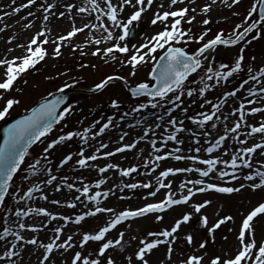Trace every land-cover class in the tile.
<instances>
[{
  "label": "snow or ice",
  "instance_id": "1",
  "mask_svg": "<svg viewBox=\"0 0 264 264\" xmlns=\"http://www.w3.org/2000/svg\"><path fill=\"white\" fill-rule=\"evenodd\" d=\"M8 8L10 11L0 9V34L13 29L4 38V50L0 52V121L6 122L22 102L14 95L24 91L18 83L22 80L26 85L28 80L24 77L39 72L38 65L49 59L62 58L65 48L71 54L79 52L81 57L97 58L105 65L119 63L127 68L126 74H105L88 91L102 93L114 82H122L135 103L121 111L124 102L119 97L112 98V115L93 120L83 130H61L62 134L49 141L48 134L54 126L75 112L73 104L59 110L68 99L65 90L74 89L83 81V77L64 71L48 79L64 76L68 80L4 129L0 143V206L6 207V197H10L15 207L7 209L4 224L0 225V264H32L25 259L27 256H35L36 264H264V59L256 64L255 55H246V49L264 41V0H21L19 4L11 0ZM146 15L155 30L132 43V30L144 22ZM198 16L201 18L197 19ZM11 17H18L14 25L6 19ZM230 17L238 21L233 22L230 31L221 28L213 32L210 25ZM64 21L68 23L67 30L57 32ZM200 25L202 29L194 32V26ZM81 34L84 40L76 42ZM192 43L196 47L187 50ZM222 46L235 47L236 54L231 62L217 66L216 57ZM146 66L150 68L146 78L130 86V78L137 77ZM78 67L99 70L95 62H81ZM193 74H197L198 80ZM238 74L246 77L238 86L218 93L215 102L207 98V93ZM197 104L200 110L189 114ZM147 110L150 114L144 115ZM257 114H261L259 121L250 122L249 117ZM137 116L135 124L127 127H139L141 131L134 140L125 142L130 131L124 130L120 122ZM111 130L118 131L117 146L104 151L111 141L98 138ZM74 138L81 147L74 154L68 152L58 157L56 168L63 169L74 162L79 169L98 173L94 183H86L82 176L70 179L66 173L59 177L52 174L49 156ZM38 142L45 145L40 157L22 169L29 149ZM141 142H147L151 149L142 160L144 171L139 164L123 167L115 162L103 166L95 163L132 151ZM169 142L173 145L170 150ZM140 156L143 149L137 158ZM168 159L183 165L157 172L161 162ZM109 170L121 179L102 190V186L109 184L104 175ZM21 171L29 173L22 177L24 181L36 177L38 182L23 190L15 184ZM134 173L149 179H123ZM178 175L183 178L174 188L176 181L169 178ZM49 186L55 192L67 188L76 194L64 201H49L43 194ZM126 189L148 190L142 194L144 203L120 211L105 203L117 191L124 193ZM161 190L166 191L160 199H149L156 198ZM244 191L257 194L259 199L240 215L238 227L227 228L235 236L234 247L210 252L208 237L214 243L217 230L229 222L235 225L236 216L220 215L217 211L210 224L209 217L202 213V209L213 204L208 194L231 198ZM38 192L39 199L51 205L79 207L81 211L70 216L45 206H29ZM198 195L202 200L195 199ZM126 198L130 199L118 196L121 200ZM181 205L191 210H182L178 218L159 229L141 226L137 234H130L132 223L143 220L161 224L165 213ZM197 214L205 235L199 241L191 232L181 236L182 225ZM29 217L42 219L29 223ZM89 218L102 223L86 228ZM51 222L62 223L51 227L52 235L45 242L38 234L47 230ZM70 224L76 227L69 233L65 229ZM113 230L115 236L111 235ZM228 239L223 237L226 242ZM180 240L190 251L180 248ZM177 249L180 255L174 259Z\"/></svg>",
  "mask_w": 264,
  "mask_h": 264
},
{
  "label": "rangeland",
  "instance_id": "2",
  "mask_svg": "<svg viewBox=\"0 0 264 264\" xmlns=\"http://www.w3.org/2000/svg\"><path fill=\"white\" fill-rule=\"evenodd\" d=\"M10 2L11 0H3L1 2L2 5L0 6V9H2L3 11H10V9L8 8V5L10 4ZM20 2L21 0H17L18 4ZM245 6H247V3H245ZM26 11L27 10H25V12ZM24 14L25 13H21L20 15H24ZM224 14H227V10H224ZM200 18H201L200 16L197 17V19H200ZM6 19L9 24L14 25V22L16 19H18V17H11V18H6ZM147 21H148V15L145 16V20L143 23L135 25L136 30L134 32V35L131 38L132 43H135L138 40L142 39L146 33L151 34L155 30L152 26L149 25ZM234 21H235V18L230 17L229 20L227 21L221 20L219 23H214L210 25V27H212L213 32L221 28L230 31L231 27L233 26ZM65 22H66V25H64V23L59 25L60 28H58L57 32L61 30H67L68 23L67 21ZM235 22H238V21H235ZM185 27H187V25H185ZM202 27H203L202 25L194 26L193 30L194 32H198L200 29H202ZM12 31L13 29H10L6 33L11 34ZM83 40H84V35L82 34L76 38V42H81ZM195 47L196 45L194 43L189 44L187 47V50H191L192 48H195ZM63 51H64V56L62 58L58 60L49 59L47 63L43 64L42 66L38 65V67L40 68L39 72H35V73H32L31 75L24 77V79L28 80V83L26 85L23 83L22 80L18 83V87L24 89V91L20 93H14V95L19 96L22 102L19 106L15 108V111L12 112L11 116L7 118L8 120L9 118L25 113L31 107H33L43 96H46L49 92H55L58 85H62L66 80H68V77H64V76H60L57 79H48L49 77H56L59 72H64V71H69V75L71 76L79 75L83 77V81L79 85H77L76 88L72 89V91L68 92V101L63 106L64 108L68 104L75 105L76 108H75L74 114L71 117H66L65 121H62L61 124L54 126L53 131L48 134L49 141L53 137L57 136L58 134H62L61 130L63 132H67L69 130H83V128L87 127L93 120L100 119L101 116H104L106 118L109 114H113L114 110H112L109 106L110 100L112 98L119 97L124 102L122 105L121 111H126L130 104L135 103V100L131 98L127 89L122 85V82H114L109 88H107L102 93H90L88 91L89 87L93 86V83L96 81H99L105 74H114L117 72H119L120 74H126L128 71L127 68L121 67L119 63H112V64L105 65L103 64L102 61L98 60L97 58H94L91 56L81 57L79 52L75 54H71L67 48L63 49ZM235 54H236L235 47L223 48L222 46V50L219 52V54L216 57L215 64L218 66L219 63H229L233 60V57L235 56ZM246 55L248 57L255 55L257 57V60L255 63L259 64L260 60L264 58V41L259 42V43H254L252 46L246 49ZM81 62L83 63L95 62L99 65V70L96 71L91 68L81 70L78 67L79 63ZM149 71H150V68L147 66L142 68L138 72L137 77L130 78V86H135V82L145 79ZM193 75L196 76V79L198 80L199 77L197 76V74H193ZM243 78H246L243 74H238L234 78H230L229 82L223 83L222 85L217 86L211 92L207 93L206 94L207 98L215 102V100L218 98V93L225 91V90L234 89L236 86H238V84L242 81ZM190 79L192 78L190 77ZM192 86L195 87L196 85H192ZM207 107L209 106H206V108ZM63 108L61 109V111L63 110ZM199 110L200 109L198 107V104L193 105L189 114H192L193 112H196ZM147 111H150V110H147ZM260 115L261 114H257L255 117H249L250 122L259 121ZM78 121H83V123L82 124L78 123ZM4 122L5 121H0V126ZM187 122L188 121H186V123ZM65 124L67 125V127H64ZM97 127H99V125ZM106 133L110 135L106 134L105 136H103L104 137L103 140L105 142H109V141L111 142H109V148L105 149L104 151L112 150L117 146V142H116L117 136H114L113 134H111V131H108ZM132 140L133 139L125 141V142H130ZM172 146H173L172 143H169L167 147L170 150ZM44 147L45 145L39 142L34 144L29 150V155L25 158V164L22 165V169L26 168L29 162H32L36 158L40 157ZM80 147L81 145L78 142L77 138H74L73 141L68 142L66 146L65 145L58 146L57 149L52 153V155L49 156V160L52 161V166H53L52 174L57 175L59 177L61 174L66 173L70 177V179H74L76 176L83 177L84 175L83 178L86 183H94L96 179L94 180L93 177L87 178L85 174L79 175L76 171H73L74 162H69V165L65 166L63 169L57 170L56 168V165L58 164V159H57L58 157H61L62 155L68 152H72L74 154ZM141 149H143V156H140V158L138 159L137 156ZM149 149H150V146L147 144V142H141L137 146L136 149H133L132 151H127L128 158L123 159V161L119 164L123 167H128L131 165L139 164L141 165V171H144L142 167V160L144 156H147ZM115 158L116 156L108 158L107 160L100 159L96 161L95 163H98L101 166H103L106 163L114 162ZM108 172H109L108 175H111V177L109 178V184H112L111 182L113 181L112 177H115L116 174H110V172L115 173L114 170H109ZM38 174H39L38 176L42 175V173H38ZM25 175H29V173L21 171L15 177V184L21 186L23 190H26L27 187H30L29 182L24 181L22 179V177ZM142 177L143 175H137L134 173L132 177L123 178V179L126 181L127 180H140ZM109 184L105 186L108 187ZM77 186H79L78 182H77ZM47 189L48 191L47 190L43 191V194L49 197V201L54 198H59L61 201H64L66 197L68 199H71L74 197L73 194H75V193H71L67 188H63L61 192H55L51 186H49ZM127 193L131 194L132 192L129 191ZM127 193L125 192L120 193L119 191L117 192V195H116L117 201H115L114 205L119 207L120 210H123L126 208H135L134 206H132L133 204L129 202L127 198L123 200L118 199V196L120 195H124L127 197ZM40 195L41 194L35 196L34 200L36 202L34 205H32V207L45 206L49 209H52L55 212L60 211L59 206L51 205L49 201L39 199ZM114 199L115 198L111 199V201ZM182 206L184 205L177 206V207H181L182 209H179L175 211L174 213H171V211L168 212L169 214L168 213L166 214L167 217L165 216V220L161 224L149 225L147 226V228L155 230V229H159L161 227L168 225L175 218H178L182 214V210L188 208V207H182ZM14 207H15V201H13L10 197H6V207L4 206L0 207V225L4 224V216L5 214H7V209L12 208L14 210ZM78 209L79 208L77 209L66 208L61 213L74 216L80 212V210ZM244 212L245 211L242 210V212L239 213V215H237V217L239 218V220L236 218L237 227L240 221V215L243 214ZM206 215L209 217L210 224L214 219H216V215L214 216H211L208 214ZM38 218L42 219L41 217H38ZM92 219L93 218H89L87 220V223L85 224L86 228L91 229V228L97 227V224H94ZM26 220L29 223H32V222L39 223L40 222L35 219L28 220V218H26ZM53 225H54L53 222L49 223L48 229L38 234L41 239L45 240V242H47V238L52 235V234H48V232H49V229H51ZM143 225L145 224H142V223H139L138 225L132 224V226L135 229ZM75 227H76L75 225L70 224L68 228L65 229V231L66 232L73 231ZM182 227L183 228L180 233L181 236L186 235L191 232L196 236L197 241H199L205 235V229L201 226L199 214L195 215L191 222H189L188 224L182 225ZM0 231H2V227H0ZM223 234H224V226H222L220 229L217 230L215 234L214 243L212 242V237H208V240H209L208 248L210 252H213V251L219 252L222 249ZM27 235H31V233H28ZM111 235L115 236L116 233L112 232ZM178 243H179L180 248H183L185 252L190 251V249H188L186 245L183 243V240L178 241ZM176 255L178 258L180 255L179 249H177ZM25 259L31 260L32 264H34L35 256H27Z\"/></svg>",
  "mask_w": 264,
  "mask_h": 264
},
{
  "label": "bare ground",
  "instance_id": "3",
  "mask_svg": "<svg viewBox=\"0 0 264 264\" xmlns=\"http://www.w3.org/2000/svg\"><path fill=\"white\" fill-rule=\"evenodd\" d=\"M3 0H0V6L2 5V2ZM64 23V25H66V22L64 21V22H62L61 24H63ZM37 24H39V21H37ZM60 24V25H61ZM59 28H60V26H59ZM58 29H56V31H57ZM3 35H5V36H3ZM9 35V33H6V34H0V37H2L1 39H0V51H2L3 52V50H4V38H6L7 36ZM25 38V37H24ZM101 47H103V45H101ZM262 59H264V58H262ZM261 59V60H262ZM260 60V61H261ZM242 93H243V90H242ZM231 100H230V105H231ZM144 115H149L150 114V111H146L145 113H143ZM109 115H112V114H109ZM108 115V116H109ZM118 116V115H117ZM136 119H139V116H137V117H135V118H128L126 121H124V122H120V125H121V127H123L124 128V130H126V131H130V135H129V137H127L126 138V140L125 141H128V140H131V139H135L136 137H137V134L138 133H140V131H141V129L139 128V127H136V128H134V129H129L128 127H127V125L128 124H135V121H136ZM150 119H151V117H150ZM104 121H101V123H103ZM188 124H190V122H187ZM158 132H159V130H157ZM110 133V132H109ZM107 134V133H106ZM105 134V135H106ZM111 134H113L114 136H118V131L117 130H111ZM104 135V136H105ZM107 135H110V134H107ZM104 137H102V139H103ZM101 139V137H99L98 138V140H100ZM169 143H171V142H169ZM157 146H159V144L157 145ZM168 148V147H167ZM90 151V150H89ZM149 151H151V149H149ZM148 151V152H149ZM201 155H206V154H201ZM128 158V154H127V151L126 152H124V153H120V154H117L116 155V158H115V160H114V162L115 163H121L122 161H123V159H127ZM174 165H180V166H182L183 165V162H177V161H175V160H173V159H168V160H166V161H163V162H161V168H158L157 169V172H159L161 169H163V168H165V167H168V166H174ZM73 167H75L76 168V172L80 175V174H85L86 175V177L87 178H89V177H93V179L95 180V179H97L98 178V173H96L95 171H92V170H89V169H79L78 168V166H74V164H73ZM109 174V172L108 173H105L104 175L105 176H107L108 178H110L111 177V175H108ZM110 174H116V173H111L110 172ZM37 175H39L38 173H37ZM185 175H187V174H185ZM83 177H84V175H83ZM113 178V181H111L112 183L113 182H115V181H119L121 178L118 176V174H116V176L115 177H112ZM183 177L181 176V175H178L177 177H175V178H172V177H170L169 179H174L175 181H176V183L173 185V187L175 188L176 186H177V184H178V182L180 181V179H182ZM149 179V177H147V176H143L140 180H148ZM29 184H30V186H32V184L33 183H37L38 182V180L36 179V177H32L29 181ZM111 184H109L108 185V187L110 186ZM48 188V187H47ZM47 188H44V191H48V189ZM104 188H107V186H102V190L104 189ZM73 191V192H72ZM71 191V193H74V190H72ZM148 190H146V189H137V190H134V191H131L132 193L131 194H128L127 192H129V190H125V193H127V197H130V199H128L129 200V202H131L133 205L132 206H134V207H136V206H138V205H142L143 203H144V200L142 199V194H145L146 192H147ZM164 191H166V190H161V193H158V195H157V197L156 198H149L150 200L151 199H160L161 198V195H162V193L164 192ZM118 192V191H117ZM39 194H41V193H35L34 194V197L36 196V195H39ZM76 194V193H75ZM75 194H73V196L75 195ZM210 197H211V199L213 200V204L212 205H210V206H208L206 209H202V213L203 214H208V215H211V216H214V215H216V212L217 211H219L220 212V215H224V214H226V213H231V214H233V215H235L236 216V218L239 220V218L237 217V215H239V213H241L242 212V210H244V211H246V210H248L249 208H251L254 204H255V202H256V200H258L259 199V196L257 195V194H253V193H251V192H249V191H244V192H242V193H240V194H236L235 196H233V197H231V198H227V197H223V196H219V195H217V194H208ZM113 198H115L114 200H112L111 201V199H113ZM202 198L203 197H201V196H197L195 199H197V200H202ZM115 201H117V197L116 196H110L109 198H108V200L107 201H105V203L108 205V206H111V207H114L117 211H120V209H119V207H117V206H115L114 205V203H115ZM35 200H32V201H30L29 202V206H32V205H34L35 204ZM221 205H223L224 207L222 208V210L220 209V206ZM182 207H188V206H186V205H184V206H182ZM67 207H60L59 206V213H61L64 209H66ZM79 208V207H78ZM179 209H182L181 207H177V206H175L172 210H170L171 211V213H174L175 211H177V210H179ZM187 210H189V208H186ZM78 210H80L81 211V209L79 208ZM191 210V209H190ZM170 211H168V212H170ZM167 212V213H168ZM167 213H165L164 215L166 216V214ZM169 214V213H168ZM167 217V216H166ZM32 219H35V220H38V221H40L41 219L40 218H36V217H29L28 218V220H32ZM92 221H93V223L94 224H100V223H102V220H100V219H97V218H93L92 219ZM56 223H62V222H53V224H56ZM139 223H142V224H145V225H143V227H146L147 228V226H149V225H153V224H155V223H152L151 221H143V220H140V221H137V222H134V223H132V224H136V225H138ZM239 225V224H238ZM121 230H123V227L122 226H118ZM228 227H237V225L235 224V225H233L231 222H229V224L228 225H226V226H224V234H223V237L224 236H228V241L226 242V241H224L223 240V244H222V249H227L228 247H234V245H235V236H234V234L233 233H229L228 231H227V228ZM140 228L141 227H138L137 229H135L133 226L131 227V229L129 230V232H130V234H137L139 231H140ZM183 228V227H182ZM182 230V229H181ZM51 231H50V229H49V232H48V234H52V233H50ZM71 231H69V233H70ZM113 232L114 233H116V231L115 230H113ZM223 237H222V239H223ZM126 238H127V236H126ZM9 240H11L12 238L11 237H9L8 238ZM221 249V250H222ZM220 250V251H221ZM162 254V251L161 252H157V256H160ZM177 258V255L175 254L174 255V259H176ZM34 264H36V259L34 260Z\"/></svg>",
  "mask_w": 264,
  "mask_h": 264
},
{
  "label": "water",
  "instance_id": "4",
  "mask_svg": "<svg viewBox=\"0 0 264 264\" xmlns=\"http://www.w3.org/2000/svg\"><path fill=\"white\" fill-rule=\"evenodd\" d=\"M134 30H135V26H134V28H133V30H132L133 33H134ZM70 91H72V89H71V90L66 89L64 95H66V96L68 97V92H70ZM67 100H68V99H66V100H65V103H64L63 105H61V108L66 104ZM36 105H37V104H36ZM36 105H35V106H36ZM61 108H60L59 110H61ZM25 114H27V112L24 113V114H22V115H19V116L16 117V118H13L12 120H10V121H8V122H6V123H4V124L0 127V143H3L4 129L7 128L9 124L13 123V122H14L15 120H17V119H20V118H21L23 115H25Z\"/></svg>",
  "mask_w": 264,
  "mask_h": 264
}]
</instances>
